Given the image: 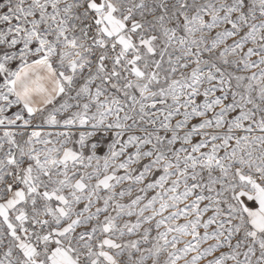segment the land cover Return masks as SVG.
<instances>
[{"label": "snow or ice", "instance_id": "snow-or-ice-1", "mask_svg": "<svg viewBox=\"0 0 264 264\" xmlns=\"http://www.w3.org/2000/svg\"><path fill=\"white\" fill-rule=\"evenodd\" d=\"M0 264H264V0H0Z\"/></svg>", "mask_w": 264, "mask_h": 264}]
</instances>
